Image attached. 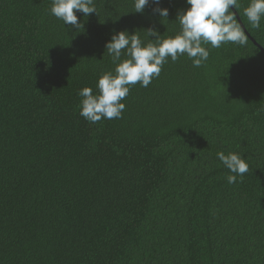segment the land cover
<instances>
[{"label":"trees","instance_id":"trees-1","mask_svg":"<svg viewBox=\"0 0 264 264\" xmlns=\"http://www.w3.org/2000/svg\"><path fill=\"white\" fill-rule=\"evenodd\" d=\"M93 2L76 30L52 0H0V264H264V19L238 0L246 45H205L198 68L169 58L121 119L93 124L78 92L115 74L111 35L172 37L188 7ZM218 152L249 172L229 184Z\"/></svg>","mask_w":264,"mask_h":264},{"label":"clouds","instance_id":"clouds-1","mask_svg":"<svg viewBox=\"0 0 264 264\" xmlns=\"http://www.w3.org/2000/svg\"><path fill=\"white\" fill-rule=\"evenodd\" d=\"M188 7L179 10L177 18L180 31L178 34L161 39L155 27L146 31L149 41L141 40L136 31L129 34L127 30L114 32L105 44V53L116 65L115 74L105 72L97 83V94L93 89L84 87L78 95L80 102L79 115L90 123L101 120L121 119L126 105L122 103L137 84L147 88L154 79L159 78L163 66L169 58L173 63L180 57L187 56L194 68L203 66L209 59L211 48H220L232 43L240 46L247 44L243 25L234 14L238 0H185ZM161 0H134L135 13L143 14L146 6L155 5L153 14L167 18L169 10L160 7ZM77 13L89 16L96 13L93 0H52L50 14L63 21L64 26L78 30L83 25L78 21ZM244 15L255 28L261 26L264 19V0H250L244 9ZM84 27V26H83ZM154 37V39H150ZM154 41V42H151ZM122 56L128 57L122 59ZM217 159L231 174L227 182L234 184L249 172L245 158L235 152L217 153Z\"/></svg>","mask_w":264,"mask_h":264},{"label":"water","instance_id":"water-1","mask_svg":"<svg viewBox=\"0 0 264 264\" xmlns=\"http://www.w3.org/2000/svg\"><path fill=\"white\" fill-rule=\"evenodd\" d=\"M237 17H238V15H237V13L235 12L234 13ZM238 19H239V17H238ZM238 22H240L241 23V20L239 19V21ZM242 24V23H241ZM243 25V24H242ZM243 29H244V31H245V33L247 34V32H246V30H245V28H244V26H243ZM248 35V34H247ZM248 37H249V35H248ZM255 43V42H254ZM256 44V43H255Z\"/></svg>","mask_w":264,"mask_h":264}]
</instances>
